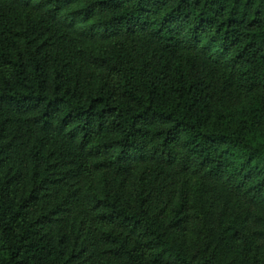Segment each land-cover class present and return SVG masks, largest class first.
<instances>
[{"label":"trees","instance_id":"trees-1","mask_svg":"<svg viewBox=\"0 0 264 264\" xmlns=\"http://www.w3.org/2000/svg\"><path fill=\"white\" fill-rule=\"evenodd\" d=\"M0 264H264V0H0Z\"/></svg>","mask_w":264,"mask_h":264}]
</instances>
